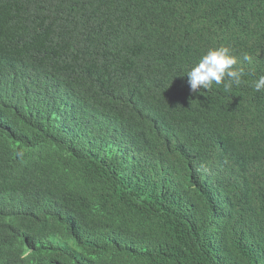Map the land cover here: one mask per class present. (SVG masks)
<instances>
[{
	"label": "trees",
	"instance_id": "obj_1",
	"mask_svg": "<svg viewBox=\"0 0 264 264\" xmlns=\"http://www.w3.org/2000/svg\"><path fill=\"white\" fill-rule=\"evenodd\" d=\"M262 76L264 0H0V264H264Z\"/></svg>",
	"mask_w": 264,
	"mask_h": 264
},
{
	"label": "clouds",
	"instance_id": "obj_2",
	"mask_svg": "<svg viewBox=\"0 0 264 264\" xmlns=\"http://www.w3.org/2000/svg\"><path fill=\"white\" fill-rule=\"evenodd\" d=\"M247 59V57H245ZM237 63L234 55L228 47L209 49L198 63L187 71L190 91L196 93L199 89H210L213 84L221 85L224 90L230 91L233 85L242 82L243 70H234ZM256 91L264 90V76L254 83Z\"/></svg>",
	"mask_w": 264,
	"mask_h": 264
}]
</instances>
